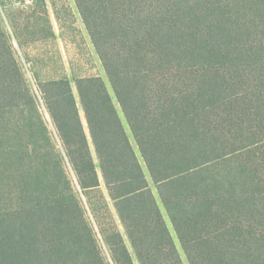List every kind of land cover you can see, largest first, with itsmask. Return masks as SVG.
Returning a JSON list of instances; mask_svg holds the SVG:
<instances>
[{"label": "trees", "instance_id": "1", "mask_svg": "<svg viewBox=\"0 0 264 264\" xmlns=\"http://www.w3.org/2000/svg\"><path fill=\"white\" fill-rule=\"evenodd\" d=\"M75 3L152 186L101 78L75 80L94 158L1 9L0 264H183L172 233L188 264H264V0Z\"/></svg>", "mask_w": 264, "mask_h": 264}, {"label": "rangeland", "instance_id": "2", "mask_svg": "<svg viewBox=\"0 0 264 264\" xmlns=\"http://www.w3.org/2000/svg\"><path fill=\"white\" fill-rule=\"evenodd\" d=\"M51 2L52 5H55L58 9L55 15V20L59 30V35L57 37H53L50 40L36 43L33 42L35 39H37L34 36L38 35V37H48V35L51 33L48 24L49 17L44 12L42 4L39 3V1L36 3H30V0H0V11L1 9H5L4 20L7 31L12 33L13 30V32L19 34L20 40L24 44L23 51H18L17 54L22 64L25 77L35 90L36 85L34 78L37 75L40 76L41 79H59L62 77L69 79L79 109V115L88 136L94 158L96 157L91 140L89 138L84 113L80 106L75 80L78 78L88 77L101 78V80L106 85L110 96L112 97L113 103L127 133L128 139L135 148L137 156L144 169L146 178L152 186L144 163L135 147L134 140L122 116L121 110L114 97L112 88L101 65L96 50L87 46L82 48L78 47V45L81 44L82 35L79 28V23L77 24L71 12H67V9H69V1L51 0ZM8 25H10L11 30ZM65 43L68 45L65 46ZM13 44L16 49L15 43ZM172 235L183 264H188L176 237L173 233Z\"/></svg>", "mask_w": 264, "mask_h": 264}, {"label": "crops", "instance_id": "3", "mask_svg": "<svg viewBox=\"0 0 264 264\" xmlns=\"http://www.w3.org/2000/svg\"><path fill=\"white\" fill-rule=\"evenodd\" d=\"M37 1H39V3L42 4V7L44 8V12L48 15L49 17V27L51 28V32L53 33V37H57L59 35V30H58V27H57V23H56V20H55V15L57 13V7L54 5H52V2L51 0H30V3L34 2L36 3ZM69 1V9H67V12H71V14H73L74 18H75V21L77 22V24L79 23L80 25V30H81V35H82V40H81V44L78 45V47H84V46H87V47H91V48H94L93 46V43L89 37V34L87 32V29L85 27V24L82 20V17L79 13V10L77 8V5L75 3V0H68ZM52 37V38H53ZM52 38H47V39H43V40H38L36 43H39V42H44L45 40H50ZM83 41V43H82ZM15 43V46L17 48V44L16 42L14 41ZM68 44L65 43V46H67ZM95 49V48H94Z\"/></svg>", "mask_w": 264, "mask_h": 264}]
</instances>
